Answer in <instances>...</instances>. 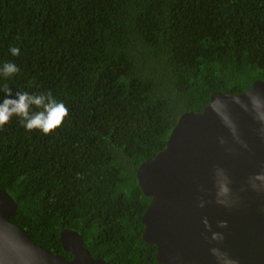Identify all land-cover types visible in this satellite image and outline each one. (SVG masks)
Returning <instances> with one entry per match:
<instances>
[{"label": "trees", "instance_id": "trees-1", "mask_svg": "<svg viewBox=\"0 0 264 264\" xmlns=\"http://www.w3.org/2000/svg\"><path fill=\"white\" fill-rule=\"evenodd\" d=\"M6 62L20 71L0 75V103L7 84L13 96L50 91L69 109L47 135L15 115L0 128V188L18 203L11 221L69 259L63 229L107 264H164L142 238L151 197L138 166L183 113L264 79V0H0Z\"/></svg>", "mask_w": 264, "mask_h": 264}, {"label": "water", "instance_id": "water-1", "mask_svg": "<svg viewBox=\"0 0 264 264\" xmlns=\"http://www.w3.org/2000/svg\"><path fill=\"white\" fill-rule=\"evenodd\" d=\"M249 93L258 94L257 104ZM261 113L264 79L238 94L216 91L201 111L183 113L165 147L138 166L139 186L151 197L142 238L156 246L159 263L264 264V182L253 180L264 173ZM17 209L0 188V264H107L73 229L60 232L70 259L41 247L11 221ZM213 232L223 239L213 240Z\"/></svg>", "mask_w": 264, "mask_h": 264}, {"label": "clouds", "instance_id": "clouds-1", "mask_svg": "<svg viewBox=\"0 0 264 264\" xmlns=\"http://www.w3.org/2000/svg\"><path fill=\"white\" fill-rule=\"evenodd\" d=\"M9 52L13 56H18L20 54V48L17 46H11ZM20 69L15 63L6 62L2 68H0V75L5 77H10L18 73ZM3 92L5 93V98L3 102L0 103V128L9 122V120L15 115L20 117L22 126L27 130H40L43 134L47 135L55 131L57 128L61 127L64 119L69 115V109L65 106L63 102L57 101L52 93L49 91L46 94L33 95L28 92H16L15 96L12 94V89L7 86L3 87ZM256 93H249L250 99L254 104H257ZM239 103V101L237 100ZM32 105L42 108V111L30 112V107ZM262 124H264V113H261L258 117ZM261 133L264 135V127L261 128ZM253 180H258L264 182V173L257 174ZM254 188H259L257 184L253 183ZM217 203H224L223 200H217ZM201 207L204 206V202H201ZM203 223L211 229L207 218L205 217ZM228 222L226 220L219 221V226L226 228ZM213 240H222L223 235L218 232H213ZM215 252V250H213Z\"/></svg>", "mask_w": 264, "mask_h": 264}]
</instances>
